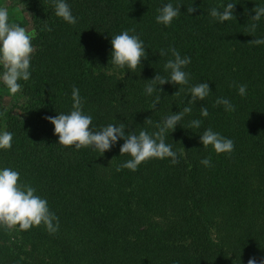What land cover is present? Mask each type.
Here are the masks:
<instances>
[{"label": "trees", "instance_id": "obj_1", "mask_svg": "<svg viewBox=\"0 0 264 264\" xmlns=\"http://www.w3.org/2000/svg\"><path fill=\"white\" fill-rule=\"evenodd\" d=\"M7 1L9 10L25 15L35 51L30 79L19 81L21 91L9 104L0 96V132L13 135L12 147L0 149V170L17 171L20 183L47 200L59 230L50 235L43 225L26 231L0 227V264H247L253 257L260 264L264 45L249 41L264 39V16L251 20L252 9L264 7V0H232L235 19L223 23L209 13L228 0H65L75 25L55 15L52 0ZM167 3L181 4V15L165 26L156 16ZM191 4L196 11L188 14ZM123 31L145 46L147 58L135 72L111 62V38ZM173 47L191 59L184 68L188 84L165 83L160 93L147 95V80L169 76L164 65L171 53L159 52ZM201 82L211 94L191 105L165 139L178 154L175 165L171 158H152L136 171L117 172L131 159L120 155L123 139L103 154L64 147L45 119L72 110L75 87L93 130L124 123L125 135L153 133L166 116L189 106L188 90ZM233 84L246 85V95ZM0 86L7 89L2 81ZM218 97L235 111L216 105ZM205 106L209 115L202 117ZM196 119L201 126L190 127ZM209 128L234 141L230 154L203 147L200 135ZM205 157L210 167L200 163Z\"/></svg>", "mask_w": 264, "mask_h": 264}, {"label": "clouds", "instance_id": "obj_2", "mask_svg": "<svg viewBox=\"0 0 264 264\" xmlns=\"http://www.w3.org/2000/svg\"><path fill=\"white\" fill-rule=\"evenodd\" d=\"M55 8V15L62 18L63 21L70 25L77 23L76 17L73 16L69 5L65 0H52ZM236 2L228 0L226 7L212 8L209 15L216 21L223 23L235 19L233 12ZM181 4L173 5L172 3L164 4L159 9L156 16V22L168 26L172 21L181 15ZM196 11L192 4L187 7V13L191 14ZM255 15L251 18L253 21H259L264 16V7H255L252 9ZM257 24L253 23L249 31L254 33ZM51 31V29H46ZM134 31V30H133ZM34 35L29 33L24 27L9 22V12L6 7H0V67L3 71L0 74V81L8 89L9 93L15 95L21 91L19 81H28L30 79V67L32 54L35 51L32 40ZM252 45H264V39H254L249 41ZM111 62L119 69L125 67L131 72L141 68V61L147 58L143 41L137 35H130L128 31H123L111 38ZM171 53L172 59H169L164 69L169 71V76L164 77L157 73L153 79L147 80L149 83L145 86V93L152 95L154 92H161L159 85L172 83L174 85H187L189 74L184 68L191 62L190 57H181L180 53L173 47L167 51L161 49L159 56H165ZM124 75V73H123ZM238 88V94L246 95V85H230ZM180 89L173 95H179ZM191 99L187 101L189 106L183 108L178 113H172L164 118L162 123L155 127L157 131L149 133L141 130L139 134L129 132L125 135L126 124L119 125L109 124L101 130H93L92 116L82 111L83 101L79 94V89H72V110L68 114L60 113L55 117H45L49 123L54 126V134L58 136V143L64 147L92 148L101 154L108 151L119 139H123L119 151L120 155L128 154L131 159L117 166L116 171L129 169L136 171L142 162L149 159L171 158L172 164L179 163L178 154L173 150L172 145L165 142L166 136L175 130L179 122L186 114L192 111L191 105L197 100L204 101L210 94L207 82L198 83L189 88ZM160 95L156 96L152 102V107L159 103ZM216 105H223L225 111H235V106L227 99L218 97ZM200 115L207 117L209 115L207 107L200 108ZM151 123L147 118L145 120ZM201 121L192 120L190 127L199 128ZM13 135L9 131L0 132V149L8 150L12 147ZM200 142L204 148L211 146L217 154H230L234 150V141L225 138L206 129L200 135ZM200 163L205 167L211 166L209 157L203 158ZM43 225L48 233L55 234L59 230L58 217L49 210L46 199L36 194V189L28 183H20V174L11 169L3 168L0 170V227L12 230L19 228L21 231L29 230L32 227ZM247 264H257L256 259L249 258ZM264 264V260L260 261Z\"/></svg>", "mask_w": 264, "mask_h": 264}, {"label": "rangeland", "instance_id": "obj_3", "mask_svg": "<svg viewBox=\"0 0 264 264\" xmlns=\"http://www.w3.org/2000/svg\"><path fill=\"white\" fill-rule=\"evenodd\" d=\"M8 1L7 0H0V7H6L8 9L7 6ZM9 22L10 23H16L22 27H24L25 29L27 28L26 22H25V18H24V14H18L16 11L14 10H9ZM0 74H2L0 72ZM1 82V81H0ZM0 96H1V101L4 104H9L10 101H12L15 96L10 94L8 89H4L2 86H0Z\"/></svg>", "mask_w": 264, "mask_h": 264}]
</instances>
